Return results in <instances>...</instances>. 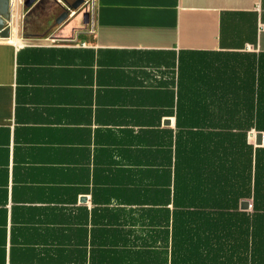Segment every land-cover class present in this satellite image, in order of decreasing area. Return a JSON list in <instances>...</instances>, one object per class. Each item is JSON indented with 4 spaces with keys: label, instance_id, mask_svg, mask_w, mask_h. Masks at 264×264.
Listing matches in <instances>:
<instances>
[{
    "label": "crops",
    "instance_id": "1",
    "mask_svg": "<svg viewBox=\"0 0 264 264\" xmlns=\"http://www.w3.org/2000/svg\"><path fill=\"white\" fill-rule=\"evenodd\" d=\"M87 1L67 39L44 11L24 38L22 4L16 42L0 41V264H170V248L147 261L132 191L176 133L180 63L264 54V0Z\"/></svg>",
    "mask_w": 264,
    "mask_h": 264
},
{
    "label": "trees",
    "instance_id": "2",
    "mask_svg": "<svg viewBox=\"0 0 264 264\" xmlns=\"http://www.w3.org/2000/svg\"><path fill=\"white\" fill-rule=\"evenodd\" d=\"M179 89L176 133L163 151L153 143L150 187L132 191L149 205L147 261L170 248V264H264V146L250 139L264 132V54L189 52ZM118 235L106 237L111 253Z\"/></svg>",
    "mask_w": 264,
    "mask_h": 264
},
{
    "label": "water",
    "instance_id": "3",
    "mask_svg": "<svg viewBox=\"0 0 264 264\" xmlns=\"http://www.w3.org/2000/svg\"><path fill=\"white\" fill-rule=\"evenodd\" d=\"M26 13L22 18L23 37L30 38L36 16L40 12H47V16L57 15L54 22V27L64 26L61 31L53 35L54 39H67L66 29L73 27L74 21L77 17H82L83 27L79 29H87L91 21L90 4L87 0H22ZM13 5L12 0H0V38L10 39L12 37V19H13ZM60 9L61 12H56ZM79 12L78 16L70 18V16ZM53 27V28H54ZM77 28L72 29V37L75 35ZM64 36V37H63ZM170 120L165 121V125L169 126ZM255 140L253 144L256 148L264 146V132H254ZM242 211H249L252 209L251 201L243 200L240 204Z\"/></svg>",
    "mask_w": 264,
    "mask_h": 264
},
{
    "label": "rangeland",
    "instance_id": "4",
    "mask_svg": "<svg viewBox=\"0 0 264 264\" xmlns=\"http://www.w3.org/2000/svg\"><path fill=\"white\" fill-rule=\"evenodd\" d=\"M22 0H14L13 5V19H12V37L10 39H2L0 41L9 42V43H15L17 36H18V30L20 25V17L19 13L21 10ZM255 135L253 134L250 139L252 142L255 140Z\"/></svg>",
    "mask_w": 264,
    "mask_h": 264
},
{
    "label": "built area",
    "instance_id": "5",
    "mask_svg": "<svg viewBox=\"0 0 264 264\" xmlns=\"http://www.w3.org/2000/svg\"><path fill=\"white\" fill-rule=\"evenodd\" d=\"M12 5H14V0H12ZM13 10V9H12ZM74 14V13H73Z\"/></svg>",
    "mask_w": 264,
    "mask_h": 264
}]
</instances>
